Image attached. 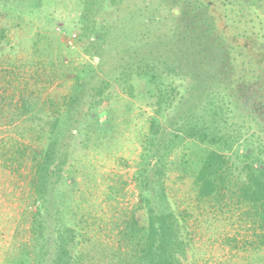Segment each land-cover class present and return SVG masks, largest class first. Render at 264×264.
Listing matches in <instances>:
<instances>
[{
  "label": "rangeland",
  "instance_id": "1",
  "mask_svg": "<svg viewBox=\"0 0 264 264\" xmlns=\"http://www.w3.org/2000/svg\"><path fill=\"white\" fill-rule=\"evenodd\" d=\"M213 1L208 13V0H0V64L29 78V93L45 99V111H54L53 100L69 96L80 74L113 85L109 98L90 108L87 102L77 114L81 120L71 124L83 132L79 137L87 144L56 186L67 188L65 202L56 191L39 205L29 168L19 171L15 162L3 160L4 152L11 156L14 150L19 157L18 140L30 146L28 156L38 150L35 127L42 123L40 117L13 124L11 113L0 117V264L21 259L23 249L31 253L33 264L32 226L38 208L49 242L64 220L75 229L78 247L109 256L129 211L139 202L141 168L161 177L170 206L184 220L189 264H264L261 220L233 193L237 178L245 177L247 153L258 159L255 166L264 163V0H249L254 1L252 8L243 0ZM202 12L215 16L219 34L223 21L230 25L228 43L222 46L225 75L195 67L189 62L192 56L186 59L191 38L183 31ZM242 32L251 40L236 37ZM147 61L162 73L158 84L137 81L130 69ZM167 85L173 91L166 97L162 90ZM2 90L0 95L10 102L11 88ZM159 92L160 104L154 96ZM197 121L221 123L235 138L232 150L224 152L232 173L224 196L198 197L194 179L205 145L183 131L185 124ZM9 136L12 141L4 146ZM171 139V151L160 158ZM150 145L151 154L144 159ZM61 203L62 217L57 214Z\"/></svg>",
  "mask_w": 264,
  "mask_h": 264
},
{
  "label": "trees",
  "instance_id": "2",
  "mask_svg": "<svg viewBox=\"0 0 264 264\" xmlns=\"http://www.w3.org/2000/svg\"><path fill=\"white\" fill-rule=\"evenodd\" d=\"M233 2L235 3V0ZM36 3L37 1L34 2V4ZM241 3L246 5V8H252L251 3L254 1L243 0ZM213 5L214 1L212 3V0H208L205 4L206 11L208 12V9ZM200 6L202 7L204 4ZM213 16V14L207 15L206 12H202L198 14L196 20L194 18L193 23L185 28L183 33H188L191 38L187 43L188 47L185 48L187 51L185 55L187 60L191 56L193 57L189 62L195 67L208 66L211 71L225 75L227 56L222 46L224 43H228L230 25L223 21L222 28H220L222 32L217 33L219 31L217 20ZM202 24L205 27H202ZM244 35L247 34L242 32L236 37ZM247 36L251 40V35ZM181 62L186 63L184 60ZM136 66L130 69L136 73L137 81L139 79L146 83L155 81L158 84L162 73L156 63L150 64L147 61L136 64ZM178 69L174 67L175 71ZM101 80L100 82L97 79L88 81L80 74L69 96H63L61 101L53 100L56 108L54 111L47 112L45 108L43 109L45 99L33 95V91L29 93L31 91L29 78L24 75L20 76L14 67L7 69L0 64V90L11 88L12 91L10 102L5 96L0 95L2 111L0 117L5 118L7 113H11L8 116L10 124L37 116L42 120V123L35 127L38 131V150L33 151V155L28 156L26 151L30 146L18 140L19 157L14 156L16 153L14 150V154L11 156L4 152L7 156L3 158L7 164L8 161L15 162L16 169L19 171L26 167L29 168L32 173L30 185L37 194L39 205L47 204L50 193L56 191L65 202L66 197L64 196L68 193L67 188L57 190L56 186L63 178L62 173L65 168L87 144L79 137L83 132L72 125L81 120L77 114L81 112L82 108H86L83 106L87 102V108H90L111 96L113 85L109 81ZM21 83L22 87H20ZM129 87L134 88L135 83ZM165 87L162 91L165 93L163 96L167 97L168 92L173 90H169L170 86L168 85ZM149 91H154V87ZM84 96H87L89 100L86 98L84 100ZM154 96L157 98L156 102L160 104L162 101L160 92ZM184 100L180 98L179 102H184ZM153 123L156 124L155 120ZM191 124V122L185 124L187 128L183 131L190 136L197 137L198 141L205 145L199 157L200 161L194 179L198 197L205 199L216 195L224 196V191L230 188L232 174L231 159L224 152L225 149L232 150L235 138L222 130L221 123L199 124L197 121L194 125ZM175 137L178 135L176 134ZM8 141H12L11 136L7 137L4 146H7ZM167 145L168 151L165 149L160 158L168 156L172 149L173 139ZM12 148H15L14 145H11ZM151 151L150 145L146 148L144 159L151 154ZM246 158L249 160L246 161L243 169L246 171L245 177L237 178L239 183L233 193L238 198L239 204L252 209V215L261 220V228L264 230V163L261 162L260 165L255 166L258 159L253 157L251 159L250 153L246 154ZM144 159L143 163L146 162ZM137 182L139 202L129 211V217L124 221L120 230L121 236L117 242V249L114 247L109 256L92 255L86 248L78 247L79 241L75 229L64 220H61L57 226V236L53 242H49L45 234L44 219L40 217L41 209L38 208L36 213L38 217L32 226L33 241L31 245L34 250L32 252L35 253L32 263L98 264L100 261H107V264L112 262H114L113 264H189L190 242L184 233L185 223L170 206L161 177L148 175L141 168L137 173ZM63 205L64 203H61L57 209V214L60 217L64 213ZM249 210L246 212L247 214ZM30 255L28 250L23 249L21 259L14 260L13 264H29Z\"/></svg>",
  "mask_w": 264,
  "mask_h": 264
},
{
  "label": "built area",
  "instance_id": "3",
  "mask_svg": "<svg viewBox=\"0 0 264 264\" xmlns=\"http://www.w3.org/2000/svg\"><path fill=\"white\" fill-rule=\"evenodd\" d=\"M73 37H77V34H76V33H74V34H73Z\"/></svg>",
  "mask_w": 264,
  "mask_h": 264
}]
</instances>
